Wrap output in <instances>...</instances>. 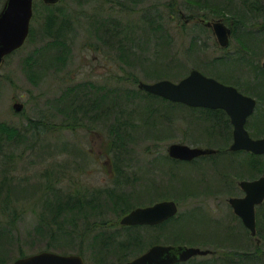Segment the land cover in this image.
I'll return each mask as SVG.
<instances>
[{"label": "rangeland", "instance_id": "374dc122", "mask_svg": "<svg viewBox=\"0 0 264 264\" xmlns=\"http://www.w3.org/2000/svg\"><path fill=\"white\" fill-rule=\"evenodd\" d=\"M44 6L35 0L30 37L0 67V124L22 136L0 151V181L5 175L26 180L12 183L16 192L10 196L20 215L13 228L0 224V263L50 251L82 254L92 264H125L159 243L211 251L182 264H264V202L257 208L256 236L229 202L244 196L241 181L264 175V155L228 151L234 127L224 111L171 103L138 88L139 82L177 83L198 69L257 100L246 128L254 139L264 138V0H63L53 5L68 19L60 45L43 51L50 47L41 39ZM202 19L230 27L227 47ZM137 22V30H127ZM85 85L118 96L115 119L78 121L66 129L62 99L70 87L80 88L82 96ZM15 103L24 105L22 112L13 110ZM112 103L108 98L103 105ZM115 122L128 129L125 145L111 143L117 139ZM175 143L229 153L177 161L168 155ZM50 183H56V195L43 191ZM48 197L53 203L81 198L100 204L95 213L85 206L87 218H68L53 238L46 227L54 224ZM162 200L180 207L166 224L121 227L131 210ZM104 243L111 246L108 253Z\"/></svg>", "mask_w": 264, "mask_h": 264}, {"label": "water", "instance_id": "95a60500", "mask_svg": "<svg viewBox=\"0 0 264 264\" xmlns=\"http://www.w3.org/2000/svg\"><path fill=\"white\" fill-rule=\"evenodd\" d=\"M47 5H54L61 0H43ZM34 15V0H6L0 12V67L4 59L22 48L29 37L31 21ZM219 44L227 47L230 41L231 29L223 22H208ZM264 68V63H263ZM140 90L163 98L172 103H180L194 108L222 109L230 117L233 129V152L246 151L255 155L264 154V138L254 139L246 129L248 118L253 115L257 100L241 93L236 87L223 84L214 78L207 77L194 69L179 82L160 80L155 83L140 82ZM24 105L15 103L13 110L22 112ZM214 149L190 147L175 143L169 146L171 158L181 161H192L203 155L214 154ZM245 196L230 199L234 212L253 236L257 234L256 206L264 202V176L253 181L240 183ZM179 211L175 201L158 202L148 207H139L125 215L121 225H158L174 216ZM209 250L188 248L183 246L152 247L148 252L130 264H177L186 262L195 256H206ZM13 264H84L79 255H62L43 251L37 254L18 258Z\"/></svg>", "mask_w": 264, "mask_h": 264}, {"label": "trees", "instance_id": "16d2710c", "mask_svg": "<svg viewBox=\"0 0 264 264\" xmlns=\"http://www.w3.org/2000/svg\"><path fill=\"white\" fill-rule=\"evenodd\" d=\"M5 2H6V0H0V11L2 10ZM55 6H49V5L44 6V9L46 11L48 10L47 11L48 13L46 15V21H45V33H43V36L41 39H44L43 42L47 41L48 42L47 45L50 47H44L43 46V49H42L43 51L45 49L53 48L55 46L57 47L60 45L59 39H61V35L64 33V31L67 27V24H68V19L66 17L62 18L65 11L63 9L61 10ZM57 11L60 13V15H58L56 13ZM134 22H136V21H134ZM138 22H140V21H138ZM138 22L127 26V30L132 31V30H134V28H136V30H137V28L139 27ZM30 34H31V32H30ZM115 34H116V32H115ZM118 46H119V49L122 51L124 48L123 41H118ZM157 46H158V42H157ZM126 52H127V50H123V53H126ZM136 82H137V80H134V83H136ZM85 86H88V87L82 88L83 89V95L82 96L79 94L81 90L78 91V89H80V88L74 89V88L70 87L68 89V91L65 93V97H63V99H62V101H64V104H62L63 105L62 112L64 115L69 117V121L64 123V125H66V127H65L66 129H71L72 125L74 123H77L78 121H86L87 120V121H93L95 123H99L102 121V119H107V117H109V119L112 118L113 121L115 119L113 117V113L119 107L118 103L115 102L118 99V96L114 95V94H108L107 92L105 93V91L103 93L98 92L95 87H90L89 85H85ZM150 96L155 97L153 95H150ZM108 98L113 103L108 104V106H107L108 109L106 110L107 107L103 105V102ZM156 98H158V97H156ZM109 107H110V110H109ZM121 114H124V113H121ZM112 131H113V133H115L114 135L118 139V140L116 139L115 141H111L112 145H114V142L117 145H119V143H123L125 145L126 142L128 141L127 136H129V135H127V133H128L127 127L123 126L120 123L115 122L114 127L112 126ZM19 134H20L19 131H16L11 126H9L5 123H1L0 124V151H2L1 149H3L4 146H6V144L8 142H16V141L20 140V138H22V136L20 137ZM36 140H38V139H36ZM250 155L253 157H256V158L259 157V156H255L253 154H250ZM251 162H253V161H251ZM250 166L255 168L256 162L251 163ZM119 170L120 169H118V171ZM53 172H54L53 170H49L46 172V174L51 176ZM14 179L16 180V182L18 184H21L24 181H26L24 178H10L7 175H5L3 177V179L0 181V195L3 193V191L6 193V195H4L5 198H3V202H2L3 204H1V206H0V208H2V215H3V219H4V220L3 219L0 220V224L2 222H4L8 227H11V228H13V226H15L16 219H18L19 215H20L17 213L16 205L12 202V197L10 196L16 192L14 190V189H16L14 187L15 185L12 184ZM54 188H56V183H54V184L50 183V185H48L47 188L42 187L43 191L46 194L53 193L56 195L57 191ZM121 197H123L121 194L120 195H111V198H113V199H118ZM49 198L50 197H48L46 199V206L52 211V221L54 222V224L48 223L46 225V227L48 229V233L53 238H56L57 233H59V231L57 229L58 228L62 229L63 225H65V223L67 222L68 218L70 220H74V221L77 219L87 218L88 217L87 215H89V213H88V210H85V208L88 206H91V211L93 213H95L97 206L100 204L98 201H96L97 206L93 205V201L85 203L83 201V199H81V198L75 199L73 203H71L69 201V199L68 200H59L57 203H53V202H51V200ZM74 204L76 206H83V211L78 212V210L75 209ZM86 205H88V206H86ZM75 212H78V213L75 214ZM60 218H63V219L60 220ZM98 224L99 223H97V225H94V226H98ZM101 226H104V224H102ZM91 227H93V226L91 225ZM93 228L95 229L96 227H93ZM2 229L4 232H6L8 234V236H11L10 235L11 230L5 231L4 228H2ZM37 230L40 233H42L44 231L42 226L38 227ZM2 247L5 248L4 245H2ZM19 247L20 248H19L18 254L20 256H24V252L22 251L20 244H19Z\"/></svg>", "mask_w": 264, "mask_h": 264}, {"label": "flooded vegetation", "instance_id": "af4514ba", "mask_svg": "<svg viewBox=\"0 0 264 264\" xmlns=\"http://www.w3.org/2000/svg\"><path fill=\"white\" fill-rule=\"evenodd\" d=\"M211 149H214V148H211ZM216 150V153H214V154H208V155H204V156H200L199 158H197V159H201L202 157L203 158H205V157H208V158H212V157H214V156H221V155H226L227 153H229V152H231V153H234V152H232V151H230V147H229V149H228V151L229 152H227V151H225V150H223V149H215ZM197 159H195V160H197ZM195 160H193V161H195ZM192 161V162H193ZM163 201H169V200H162V201H159V202H163ZM156 203H158V202H156ZM156 203H154V204H152V205H155ZM152 205H149V206H152ZM145 207H148V206H145ZM137 208H139V207H137ZM180 208V207H179ZM257 208H258V206L256 207V212H257ZM172 219V218H171ZM171 219H168V220H166V221H164V222H162V223H160V224H158V225H152V226H146V225H136V226H124V225H121V227L122 228H128V227H136V228H140V227H151V228H157V227H161L163 224H166L169 220H171ZM135 238H137L138 240H139V237H135ZM257 242L258 243H260V241H259V239L257 240ZM105 244V246L102 248V249H105L106 251V253H108L110 250H111V248H109V247H111L108 243H107V246H106V243H104ZM157 245H163V246H170L169 244H159V243H157V244H153L146 252H148L152 247H154V246H157ZM146 252H144V253H142V254H140L138 257H136V258H134V259H132V260H130V261H128V262H126L125 264H130L131 262H133V261H135L137 258H140L143 254H145ZM75 255H79V256H81L82 258H83V261H84V264H92L90 261H89V259H85L84 257H83V255L82 254H75ZM124 259V258H123ZM93 264H106L105 262H103V261H99V262H96V263H93ZM177 264H179V263H177Z\"/></svg>", "mask_w": 264, "mask_h": 264}]
</instances>
